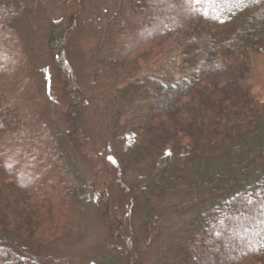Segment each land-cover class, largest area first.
<instances>
[{
    "label": "trees",
    "instance_id": "obj_1",
    "mask_svg": "<svg viewBox=\"0 0 264 264\" xmlns=\"http://www.w3.org/2000/svg\"><path fill=\"white\" fill-rule=\"evenodd\" d=\"M157 3L120 1L91 78L110 155L139 209L134 227L114 167L87 134L86 98L65 58L75 3L46 37L67 99L61 128L44 120L48 72L17 19L23 4L0 2V264L87 261L46 246L78 243L92 210L107 238L89 262L144 264L171 208L188 210L187 228L157 264H264V0ZM73 146L91 159L90 181Z\"/></svg>",
    "mask_w": 264,
    "mask_h": 264
},
{
    "label": "rangeland",
    "instance_id": "obj_2",
    "mask_svg": "<svg viewBox=\"0 0 264 264\" xmlns=\"http://www.w3.org/2000/svg\"><path fill=\"white\" fill-rule=\"evenodd\" d=\"M72 1L75 4L71 6L73 15L77 20L74 28L67 35L68 41L65 49V58L73 75H75L86 98L83 124L86 126L87 134L92 139L96 148L104 155L109 165L114 167L116 173V182L114 193L121 199L125 215L129 223L136 227L139 223V209L137 203L127 192L126 187L119 176V168L115 166L114 158L110 155V148L107 142V130L102 124L103 105L102 99L95 97V88L92 83V72L94 66L95 50L99 42L104 38L106 25L114 13L121 0H0L7 4H23L24 10L21 18V25L29 26L37 42L40 44V51L44 54L46 68L48 72L47 99L48 111L44 115V120L48 125L58 123L59 127L65 128V109L67 99L62 91V85L56 75L51 53L48 50L46 37L48 27L51 21L57 20L65 15L68 3ZM22 8V9H23ZM131 112V110H129ZM72 150L77 155L79 166L84 175L90 181L93 174L91 159L82 154L75 146ZM171 213L163 221L164 235L162 239L152 241L146 251L144 264H157L158 254L161 247L169 248L172 245L174 237L181 236L187 228L189 212L187 209L176 211L169 210ZM82 239L73 245L65 244L63 239H57L46 246L47 250L60 254H74L82 257L85 261L81 264H95L90 261H96L99 258L97 252L107 238L105 220L97 210L87 213L84 219ZM230 248L229 246L227 247ZM230 250V249H229ZM232 250V249H231ZM239 253L234 250L232 255L235 257ZM88 262V263H87Z\"/></svg>",
    "mask_w": 264,
    "mask_h": 264
},
{
    "label": "snow or ice",
    "instance_id": "obj_3",
    "mask_svg": "<svg viewBox=\"0 0 264 264\" xmlns=\"http://www.w3.org/2000/svg\"><path fill=\"white\" fill-rule=\"evenodd\" d=\"M168 3V0H158L157 7L162 6L163 4Z\"/></svg>",
    "mask_w": 264,
    "mask_h": 264
}]
</instances>
